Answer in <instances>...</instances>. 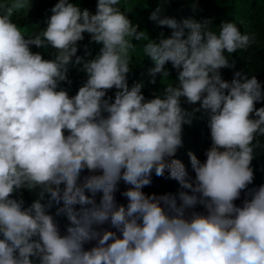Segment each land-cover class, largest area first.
Returning <instances> with one entry per match:
<instances>
[{
	"label": "clouds",
	"instance_id": "9594fccd",
	"mask_svg": "<svg viewBox=\"0 0 264 264\" xmlns=\"http://www.w3.org/2000/svg\"><path fill=\"white\" fill-rule=\"evenodd\" d=\"M120 5L96 0L92 14L58 0L46 27L25 34L13 14L29 0L0 2V264H264V184L248 189L257 137H264V107L256 108L264 86L240 71L224 81L220 71L234 68L230 57L256 36L235 21L213 31L211 20L178 21L157 7L148 19L171 33L152 40ZM85 33L100 46L88 60L77 56ZM133 41H147L150 83L169 77L167 63L177 71L176 83L151 99L141 84H128ZM31 46L51 49L52 58ZM70 66L86 75L71 97L59 89L71 83ZM112 89L114 98H106ZM196 112L207 116L211 145L204 162L187 154L189 182L173 157ZM153 173H167L191 194H145ZM121 181L126 205L115 200ZM21 189L36 193L27 207L14 198ZM61 204L56 215L69 223L63 234L50 214ZM197 205L203 213L185 215Z\"/></svg>",
	"mask_w": 264,
	"mask_h": 264
},
{
	"label": "trees",
	"instance_id": "16d2710c",
	"mask_svg": "<svg viewBox=\"0 0 264 264\" xmlns=\"http://www.w3.org/2000/svg\"><path fill=\"white\" fill-rule=\"evenodd\" d=\"M0 2H7L11 4L13 0H0ZM58 2V0H29V8L21 9L13 14V22L17 24L16 17L24 12H27L24 18V26L22 31L25 34L34 33L38 30H43L46 27L44 21L51 15L50 9ZM70 2L76 3L80 9L88 10L90 13L95 14L96 0H70ZM121 10L125 11L128 18L133 25H138V30L146 31L149 38L156 40L160 33L163 32L165 37L170 36L171 30L167 28L157 27L151 22L148 17L152 11L157 7L163 9V14L169 17H175L178 21L181 19L191 18L196 22H203L204 20H211L213 31H218V26L221 21H235L243 34H254L256 36L257 43L249 47L248 50H241L233 54L230 57L229 62H235V67L231 69H221V76L224 81L231 82L234 77V73L240 71L244 75L249 77L255 75L258 81L264 86V0H121ZM187 33V30H185ZM84 39L77 42V56L84 58L85 60L92 59L97 55L99 45L91 42L90 36L85 33ZM137 43L136 51L133 53L132 62L130 68L132 69L127 76L129 87L132 84L137 83L142 85V94L145 99H151L155 94L163 91L168 83L173 85L176 83L177 71L172 68L170 63L165 65L170 75L168 78H162L157 75L156 83H150L152 79L149 75V69L154 65L150 59L144 56L142 51L143 46L147 41H140ZM85 50L91 55L85 56ZM31 51L39 52L44 59H51V49H37L35 46H31ZM75 59V58H73ZM68 79L70 84L62 82L59 85V89H64L68 92L69 96H74L79 87L83 85L86 80V75L83 72L77 71V68L70 66ZM58 89V90H59ZM115 89L109 90L106 94L107 97H113ZM188 111H191L197 105L182 104ZM264 107V101L256 104V108ZM260 142V148L255 149V158L251 163V167L254 172L253 183L248 186V189L258 188L264 184V137H257ZM183 147L178 149L174 159L179 160L185 167L187 172L186 179L191 182L194 179V172L192 171L188 153L192 152L197 159L204 162L206 157L204 155L210 145V132L207 128V116L201 112L193 114L191 124L183 126L182 132ZM255 143V142H254ZM83 176L88 175L87 171L83 172ZM126 185L121 183L117 186V191L114 193L115 200L118 204L126 205L127 201L121 196V192L125 191ZM145 194H155L157 196L171 194L177 195L181 191L190 193V190L180 187L177 181L168 178V174L165 173L164 177H156L153 173L152 183L150 186L142 189ZM247 192V189L245 190ZM245 192L241 193L240 199L234 203L236 206H242L244 199L246 198ZM91 195L90 193H86ZM101 193H98L94 199L98 204L101 198ZM19 197L25 201V207L30 205L36 198V193H30L27 190L21 189L19 193L14 195V198ZM179 205V200L177 199ZM57 207L61 205L53 206L50 209V214L54 215L58 221V225L61 234L69 226L66 217L56 215ZM77 209L79 206H76ZM195 211L203 213L202 206L197 205L193 209H188L185 215ZM104 228L111 229L109 225H104ZM94 246V242L85 245L86 248Z\"/></svg>",
	"mask_w": 264,
	"mask_h": 264
},
{
	"label": "rangeland",
	"instance_id": "374dc122",
	"mask_svg": "<svg viewBox=\"0 0 264 264\" xmlns=\"http://www.w3.org/2000/svg\"><path fill=\"white\" fill-rule=\"evenodd\" d=\"M26 15H27V12H24V13L19 14L16 17L18 27L23 28V26H24V24H23L24 23V18L26 17Z\"/></svg>",
	"mask_w": 264,
	"mask_h": 264
}]
</instances>
